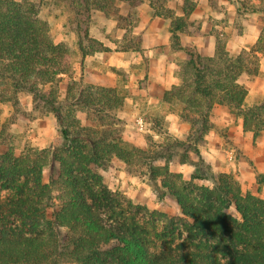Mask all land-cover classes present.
Masks as SVG:
<instances>
[{"label": "trees", "instance_id": "16d2710c", "mask_svg": "<svg viewBox=\"0 0 264 264\" xmlns=\"http://www.w3.org/2000/svg\"><path fill=\"white\" fill-rule=\"evenodd\" d=\"M148 1L154 16L170 22L171 50L188 55L177 63L178 82L162 100L190 130L186 140L167 136L154 144L149 139L147 148H139L122 138L113 111L124 96L115 87L72 80L66 97L58 98L59 75L71 67L67 48L54 42L32 0H0V101L29 92L53 114L58 134L43 149L0 154V264H264V198L243 192L230 174L215 173L200 149L215 104L241 117L243 131L254 139L264 132V96L244 107L247 89L238 82L243 73H258L264 26L255 44L238 55L231 56L220 39L213 55L204 56L180 41V33L196 32L188 19L194 4L177 15L159 0ZM263 2L253 10L264 14ZM75 12L79 55L110 51L89 36L86 8ZM132 37L135 44L124 50L141 51V35ZM79 110L91 125L80 123ZM177 145L185 151L180 162L188 153L197 159L187 180L169 167L175 161L170 148ZM115 160L138 171L159 200L173 198L181 216L165 217L162 225L153 215L164 214L154 210L148 219L139 216L137 209L146 208L109 190L98 173ZM256 178L261 186L263 174Z\"/></svg>", "mask_w": 264, "mask_h": 264}, {"label": "rangeland", "instance_id": "374dc122", "mask_svg": "<svg viewBox=\"0 0 264 264\" xmlns=\"http://www.w3.org/2000/svg\"><path fill=\"white\" fill-rule=\"evenodd\" d=\"M168 1L173 0H159V4L168 5ZM238 1H240L239 9L245 8L247 5L250 6L249 8H252V5L260 6V1L256 5L249 4L250 0ZM32 2L38 9L41 20L48 25L54 42L62 43L67 48L71 60L69 72L59 75L62 78L57 84L59 99L66 97L67 84L72 80L115 87L118 93L124 96L122 106L113 111L119 118L118 127L123 129L122 138L124 141L139 148H147L150 140L154 144L164 143L167 136H171L172 139L175 137L186 140L190 124L178 118L166 119L165 116L170 111L169 105L164 103L157 107H148L147 105L145 87L148 62L146 58L142 57L143 43H141L142 49L139 52L124 50L125 45L132 46L135 44L132 36L138 34L142 36V31H144L140 27L148 19V11L144 13L143 7H141L142 2L139 4L137 0H85L84 3L75 0H32ZM191 4H194L193 1L187 0V3H182L180 9L182 7L188 9ZM76 8L81 10L86 8L83 24L88 29L89 36L102 42L110 48V51L95 52L84 57L79 55L73 29ZM151 15V17L154 16L153 11ZM251 76L253 75H249V77ZM16 96L14 100L0 101V154L11 149L15 155H19L27 146L43 149L54 143L58 134L53 114L41 104L36 103L27 91H19ZM76 116L82 125L92 124L84 111H77ZM140 120L141 123H139ZM215 129L220 136H225L224 127L220 129L215 126ZM258 137L264 140V132ZM205 146L206 143L200 149ZM170 150L175 154V161L169 164L170 170L174 173H181L182 179L187 180L193 169V163L197 160L196 156L188 153V159L180 162L185 159L182 156L185 154L183 147L177 145ZM251 166L254 168V180L257 183L256 176L258 174L264 176L263 169L253 163ZM212 170L215 173L230 174L234 180L238 181L243 192L249 191L260 195V188L263 183L257 187L259 190L254 192L252 189H248V182L242 181L238 171ZM129 171L122 161L115 160L113 166L106 170H98V173L101 175L103 184L109 190L117 191L131 200L133 204L142 205L146 208V210L137 209L139 216L148 219L151 217L149 212L152 210L164 214L155 213L153 215L155 216L153 219L159 225L165 223V217L177 218L181 216L179 207L173 198L166 197L159 200L151 190L150 185L142 180L143 176L138 171ZM204 183L210 185L209 182ZM46 212L47 217H49L51 209H47Z\"/></svg>", "mask_w": 264, "mask_h": 264}, {"label": "crops", "instance_id": "0c3cea01", "mask_svg": "<svg viewBox=\"0 0 264 264\" xmlns=\"http://www.w3.org/2000/svg\"><path fill=\"white\" fill-rule=\"evenodd\" d=\"M192 1L194 7L188 19L196 27V32L180 33L181 44H192L201 55L211 56L215 51L216 42L222 39L228 53L236 56L242 49L250 48L257 41L264 26L262 11H254L249 5L239 9L238 0ZM259 1L250 0L249 4L256 5ZM183 2L184 0L168 1L167 6L180 15L182 14L180 6ZM141 5L144 13L148 11V19L142 22L143 26L140 27L144 29L141 36L142 57L148 62L145 87L147 105L157 107L164 103L168 106V103L162 100L163 94L178 82L177 63L187 60L188 55L182 50L171 51L169 20L159 16L151 17L152 8L147 0ZM258 56V73L251 77L243 73L238 77V82L247 89L244 107L258 102L264 96V52L258 53ZM165 118H177V116L169 111ZM210 123L213 127L205 137L206 146L201 149L202 157L216 171H238L242 181L248 182V189L256 192L258 184L254 180L255 172L251 164L259 165L258 167L264 172V140L259 137L254 139L250 131L244 132L242 118L231 112L227 105L213 106ZM215 126L220 129L224 127L225 136H220ZM260 195L264 198V181Z\"/></svg>", "mask_w": 264, "mask_h": 264}]
</instances>
